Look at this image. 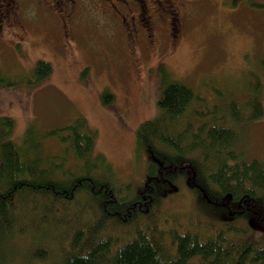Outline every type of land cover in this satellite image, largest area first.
I'll return each mask as SVG.
<instances>
[{
	"label": "trees",
	"instance_id": "1",
	"mask_svg": "<svg viewBox=\"0 0 264 264\" xmlns=\"http://www.w3.org/2000/svg\"><path fill=\"white\" fill-rule=\"evenodd\" d=\"M50 72L49 62L37 60L23 82ZM164 84L160 114L135 132L136 149L148 155L135 183L121 181L93 153L94 131L82 118L30 128L20 142L11 139L12 119L0 118V264L8 239L25 234L33 242L21 264H264V234L253 239L249 224L264 227V161L236 152L233 126L193 123L190 117L214 112L186 115L201 100L190 87ZM249 84L244 102H229L234 125L263 115L259 77L251 74ZM111 99L104 91V104ZM47 139L55 152L45 150ZM181 189L191 194L192 210L162 213L163 201Z\"/></svg>",
	"mask_w": 264,
	"mask_h": 264
},
{
	"label": "rangeland",
	"instance_id": "2",
	"mask_svg": "<svg viewBox=\"0 0 264 264\" xmlns=\"http://www.w3.org/2000/svg\"><path fill=\"white\" fill-rule=\"evenodd\" d=\"M171 1H145L148 12L141 15L146 16L150 36L129 17L136 13L127 15L130 23L125 21V27L139 28L131 44V37L121 31V17L98 4L89 8L81 3L69 16L60 10L50 15L31 2L14 15V23L13 16H6L0 31V118L12 119L11 139L20 142L30 128L43 132L82 118L94 131L93 153L104 155L121 181L138 182L148 155L136 149V129L160 114L164 82L176 81L201 99L193 101L186 115L202 109L214 112L190 117L193 123L233 126L236 152L244 160L264 161V0ZM169 8L177 12V30ZM17 22L23 24L21 29ZM37 60L49 62L51 72L34 83L23 82L30 79ZM251 74L262 84L263 115L234 125L228 105L248 98ZM15 81L19 83L7 84ZM104 91L112 95L108 104L102 100ZM44 147L57 150L52 139ZM192 204L191 194L181 189L163 201L160 211L187 214ZM249 222L251 237L262 238L264 227ZM32 242L26 234L9 238L5 264H21Z\"/></svg>",
	"mask_w": 264,
	"mask_h": 264
},
{
	"label": "flooded vegetation",
	"instance_id": "3",
	"mask_svg": "<svg viewBox=\"0 0 264 264\" xmlns=\"http://www.w3.org/2000/svg\"><path fill=\"white\" fill-rule=\"evenodd\" d=\"M145 1L146 0H0V31L2 28L5 26V17L7 16L8 20L11 16L12 17V23L17 21L16 17L14 15H19V10L23 5L25 7L27 6V3H33L35 5L41 6L42 9H47L48 14L53 15L56 14L58 10L61 12L67 13L69 16L72 15L74 12L73 8L74 6H78L81 3H86V5L90 4L88 6L89 8L92 6H95L96 4L102 6L104 12L107 13H113V14H118V16L121 17V23H123V27L121 28L122 33H126L129 35L131 38H129V42L131 44L134 39H136V34L139 33V28L137 30H134L131 24V27H125V21L130 23L129 18L127 17L130 12L136 13V16L130 14L129 17L133 18V20L137 21L138 24L140 25V31H144L147 34V31H149V36H150V26L149 23L146 20V16L141 15L142 13L148 12V9L145 8ZM153 4H161V3H166L168 2L169 4L173 2L171 0H151ZM163 3V4H164ZM82 7L81 5L78 7ZM105 7V8H104ZM172 8V7H171ZM169 8V13L172 15V19H175V22H173V29L177 30V23H179V18L175 15H177V12L175 9ZM174 15V16H173ZM75 16V15H74ZM21 19V16L19 20ZM17 25L19 28L23 26L21 22H17ZM142 26L144 29H142ZM146 27V28H145ZM20 28V29H21ZM148 29V30H145ZM132 31H135L132 33ZM1 35V32H0Z\"/></svg>",
	"mask_w": 264,
	"mask_h": 264
}]
</instances>
